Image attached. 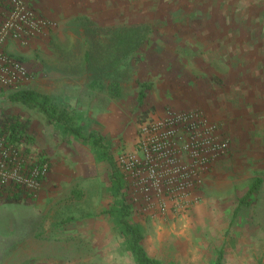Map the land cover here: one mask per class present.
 Masks as SVG:
<instances>
[{
  "label": "rangeland",
  "instance_id": "obj_1",
  "mask_svg": "<svg viewBox=\"0 0 264 264\" xmlns=\"http://www.w3.org/2000/svg\"><path fill=\"white\" fill-rule=\"evenodd\" d=\"M79 8L91 42L77 46L117 66L123 83L116 111L72 118L83 135L102 139L109 159L10 100L31 91L38 54L25 62L29 78L18 89L0 85V112L31 122L25 160L50 168L36 198L0 203V264H135L107 213L111 178L124 180L118 158L137 153L142 123L170 108L203 110L230 149L189 208L151 217L132 205L148 254L165 264H216L223 250L224 264H264V183L241 203L264 176V0H85ZM140 81L151 86L144 104Z\"/></svg>",
  "mask_w": 264,
  "mask_h": 264
},
{
  "label": "built area",
  "instance_id": "obj_2",
  "mask_svg": "<svg viewBox=\"0 0 264 264\" xmlns=\"http://www.w3.org/2000/svg\"><path fill=\"white\" fill-rule=\"evenodd\" d=\"M1 2L6 10H0V85L18 89L29 78V71L23 61L6 52L7 43L15 40L27 46L58 24L26 0ZM23 146L0 131V200L20 193L36 198L49 175V163L27 162ZM137 149L136 154L120 155L118 164L128 202L153 217L196 203L230 144L203 110L170 108L142 123Z\"/></svg>",
  "mask_w": 264,
  "mask_h": 264
},
{
  "label": "crops",
  "instance_id": "obj_3",
  "mask_svg": "<svg viewBox=\"0 0 264 264\" xmlns=\"http://www.w3.org/2000/svg\"><path fill=\"white\" fill-rule=\"evenodd\" d=\"M26 1L58 24L47 34L48 42L47 37H38L27 46L15 40H10L6 45L8 54L27 64L31 62L32 57L39 55L38 60L41 62H38L40 64L36 67V75L30 84L31 92L45 97L52 111L64 115L80 130L79 125L73 124L72 118H76V115L93 120L99 112L111 114L116 111L117 98H121L123 94V83L115 73L117 66L112 67L109 62L108 65L101 66L94 58V52L77 46L78 42H91L86 31L78 26L85 16L79 6L83 5L85 0ZM49 43H52V47ZM119 67L125 68V64ZM116 82L120 83L119 96L111 90V85ZM51 126L61 133L62 129L54 124Z\"/></svg>",
  "mask_w": 264,
  "mask_h": 264
},
{
  "label": "trees",
  "instance_id": "obj_4",
  "mask_svg": "<svg viewBox=\"0 0 264 264\" xmlns=\"http://www.w3.org/2000/svg\"><path fill=\"white\" fill-rule=\"evenodd\" d=\"M119 40L121 44L126 42V39L124 38H119ZM142 41V39L136 41L137 47H140ZM140 86L141 90L138 98L139 102L144 104L146 100V91H148L151 86L146 83H140ZM111 90L115 95H121L120 83L116 82L112 84ZM10 100L24 103L29 107L37 108L45 114L48 124H54L59 129H62L60 131L65 137L69 136V138L79 140L81 143L86 145L91 144L97 159H109L108 151L102 143L101 138H98L95 135L90 137L83 135L82 131L78 127L72 125L64 115L57 114L52 111L50 106H48V102L45 97H41L34 92L24 90L14 93L10 96ZM30 125L31 122L22 118L20 115L12 114L5 110H1L0 112V131L7 134L13 142L25 144L30 138ZM263 183L264 176L257 174L254 183L249 190L248 196L242 199L241 203L248 205L249 198L255 199L256 195L261 190ZM124 186V180L113 174L111 178V193L114 197V203L107 211L113 219L118 235L123 239L124 248L132 255L135 264H165L159 259L150 256L145 249L143 245V230L138 223L132 220V206L128 202L126 195L122 194ZM26 198L27 197L23 193H20L14 197H8L0 200V203H20ZM223 260V250H220L216 264H224Z\"/></svg>",
  "mask_w": 264,
  "mask_h": 264
}]
</instances>
